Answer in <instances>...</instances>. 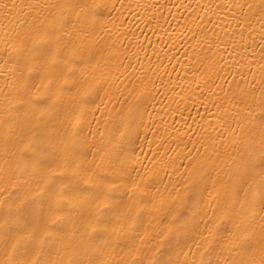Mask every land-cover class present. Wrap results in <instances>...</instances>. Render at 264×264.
Here are the masks:
<instances>
[{
    "label": "bare ground",
    "instance_id": "1",
    "mask_svg": "<svg viewBox=\"0 0 264 264\" xmlns=\"http://www.w3.org/2000/svg\"><path fill=\"white\" fill-rule=\"evenodd\" d=\"M62 2L0 0V130L13 133L12 150L23 149L25 134L31 135L29 127L38 131L29 123L32 113L28 109L39 107L38 102L49 95L51 67L45 60L55 57L62 68L71 66L68 61L72 50L84 42L92 59L90 66L77 72L76 81H86L83 89L90 95L82 103V92L78 96L73 86L76 81L69 78L64 84L71 91L60 93L58 111L50 117L56 143L69 149L74 144L99 146V133L103 132L105 144L115 137L113 146H118L123 131L119 101L136 87L145 92L146 107L140 110L132 142L124 144L122 158L132 161L125 198L133 193L132 182L139 183L143 178L153 184L150 198L157 205L161 199L168 203L177 198V192L182 198L192 180L202 178L203 211L212 216L211 209L218 202L213 190L216 180L226 179L235 171L234 161L239 162L238 149L243 143L259 145L261 140L256 121L240 103L242 96L254 97L256 103L262 99L261 0H77L80 8L78 15L71 17L75 28L71 32L61 28L62 10L52 7ZM249 3L252 9L247 7ZM94 152L90 150L89 160ZM19 158V152L12 156L0 144V189H5L0 191V264L8 259L3 226L11 224L33 231L37 223L33 213H43L47 220L54 193L70 183L66 176L59 175L60 169L51 175L24 176L23 168L17 166ZM200 165L203 171L197 175L195 169ZM262 182L264 173L258 170L251 187L255 189ZM163 215L164 211L156 214L157 222ZM202 216L198 207L197 220ZM149 219L144 222L145 228ZM215 220L223 229L219 213ZM261 225L264 220L260 219L250 220L238 230L227 225L229 232H221L227 239L199 237L200 247L189 241L183 256L178 255L180 248L171 255L170 249L161 248L165 255L160 259L199 264L204 249L213 245L217 250L213 264L217 259L221 264H239L243 254L232 249L244 236L258 243L264 235ZM55 227L75 234L76 242L85 246L110 239L112 247L100 257L107 264H130L131 256L152 259L161 243L151 241L153 233L149 232L130 253L124 247L135 234L129 223H117L115 218L105 216L89 218L86 211L82 217L74 215L72 223ZM153 227L159 231L158 224ZM233 231L235 235L229 236Z\"/></svg>",
    "mask_w": 264,
    "mask_h": 264
},
{
    "label": "snow or ice",
    "instance_id": "2",
    "mask_svg": "<svg viewBox=\"0 0 264 264\" xmlns=\"http://www.w3.org/2000/svg\"><path fill=\"white\" fill-rule=\"evenodd\" d=\"M27 6L34 7L32 4ZM52 7H59L62 10L59 17L62 30L75 31L71 17L74 14L78 15L80 4L77 0H63L59 5L54 4ZM239 7L242 8L244 5ZM247 7L252 9L253 4L249 3ZM259 14L264 17V0H261L259 5ZM91 59L89 45L82 42L72 50V58L68 61L71 66L65 65L62 68L55 57H48L45 60L51 67L49 74L51 86L47 89L49 95L38 102L39 107L28 109L32 113V120L29 123L34 124L38 131L28 128L27 131L31 135L25 134L26 143L23 149L13 151L10 147L13 133L9 130H0V144L8 148L12 156L20 153L17 166L23 168L24 176L51 175L60 169L59 175L66 176L70 181L54 193V201L49 204L47 220L43 218V213H33L37 221L33 231L22 230L11 224L3 226L7 241L5 255L8 257L4 264H107V261H101L100 257L106 255L112 247L110 239L100 245L93 242L85 246L76 242L75 234L70 235L65 228L55 227L57 224L72 223L74 215L82 217L84 211L89 218L105 216L115 218L117 223L120 221L129 223L135 234L124 247H127L130 253L135 251L138 241L143 243L148 238L149 232L153 233L151 241H161L156 257L149 259L147 255L131 256L130 264H181L179 259H160L165 255L160 249H170L171 255L175 254L176 248H180L178 255L183 256L186 255L183 248L189 247V241H195V246L199 248V237L227 239L228 237H221L222 231L229 232L227 225H232L234 230H238L250 220H264V216L259 215L264 213V182L255 189L251 187L258 170L264 173V81L260 89L262 99L259 103H256L254 97L240 98V103L248 108V115L256 121V129L261 136L260 143L259 145L251 141L243 143L238 149L241 153L240 160L238 163L234 161L235 171L226 179L216 180L213 190L217 192L218 202L211 209L212 216H209L203 211L202 178L192 180L186 185L182 198L177 192V198L168 203L161 199L157 205L154 198H150L153 184L143 178L139 183L132 182L135 185L133 193L125 198L128 196L126 177L130 176L129 165L132 161L122 158L125 155L124 144L132 142L138 128L140 110L146 107V94L136 87L130 88L123 100L119 101L122 105L119 119L123 131L120 132L121 140L118 146H113L116 142L115 137L105 144L103 132L99 133L101 140L99 146L93 144L86 148L83 144H74L69 149L56 143L55 126L50 117L58 111L60 93L71 91L64 88V84L68 83L69 78L76 81L77 72L83 67L90 66ZM83 83L86 81H76L73 86L77 87L78 96L82 92L81 102L86 103L85 98L90 95V91L83 89ZM256 108L259 109L258 113L255 111ZM91 149H95V152L93 158L89 160ZM192 163L195 165L196 161ZM203 167L200 165L195 169L197 175L203 171ZM156 191L159 194V189ZM198 207L203 212L199 220L196 218ZM159 211H164L165 215L157 222L156 214ZM217 213L224 222L223 229L216 224ZM148 217L151 219L145 228L144 222ZM154 224H158L159 231L153 227ZM137 225L139 227H136ZM201 225L203 231L200 230ZM261 232L264 233V225H261ZM231 235H235V231L230 232L229 236ZM232 251L243 254L239 264H264V235L258 243H253L248 236L241 237ZM214 255H217V250L213 245H209L201 254L199 264H213ZM121 264H124V261H121ZM215 264H221V261L217 259ZM224 264L233 262L225 261Z\"/></svg>",
    "mask_w": 264,
    "mask_h": 264
}]
</instances>
